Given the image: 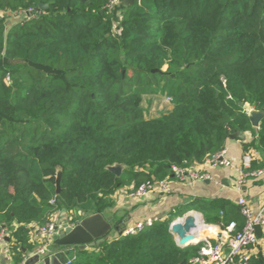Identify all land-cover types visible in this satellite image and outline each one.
Masks as SVG:
<instances>
[{"label": "trees", "instance_id": "trees-1", "mask_svg": "<svg viewBox=\"0 0 264 264\" xmlns=\"http://www.w3.org/2000/svg\"><path fill=\"white\" fill-rule=\"evenodd\" d=\"M109 2L0 0V224L17 264L38 244L35 227L59 213L77 224L104 215L117 190L172 180L174 166L206 164L232 136L251 132L246 149L264 152V115L254 127L247 112L264 113V0ZM159 95L172 105L147 119L142 101ZM194 206L184 214L244 227L225 200ZM182 216L76 248L72 264H189L203 244L178 246L170 227Z\"/></svg>", "mask_w": 264, "mask_h": 264}, {"label": "crops", "instance_id": "crops-1", "mask_svg": "<svg viewBox=\"0 0 264 264\" xmlns=\"http://www.w3.org/2000/svg\"><path fill=\"white\" fill-rule=\"evenodd\" d=\"M253 138V134L251 132H247L236 135L228 142L226 148L229 150L230 158L237 166H240L243 163V158L245 155H251L253 157L252 165H264L263 151H260L254 147H249L246 149V146H249L253 142ZM197 166L200 170L211 174L214 180L210 182L199 181L181 184L172 179L171 186L173 193L171 195L162 196L155 193L148 199L141 201L132 200L129 198V188H121L114 194V207L106 212L104 216L114 226L120 225L121 232H124L129 226L138 222H143L149 219L156 222L160 220H166L173 215L180 216L177 214L179 211L189 209V207L196 209V206H194L195 203L201 200L222 199L238 207L237 200L239 198V193L237 192L235 185L237 180L236 171L230 168H212L207 164H201ZM259 169H264V167ZM243 194L254 209H260L264 204V176L255 179H249V181L243 187ZM190 213L198 215L200 214V216H202L204 226L208 227L209 232L207 231V234H205L203 237L199 235L197 230L199 227L198 223L197 228L193 232L195 238L196 236L201 237L197 241H201L203 247L207 244L217 245L219 243L225 244L228 242L230 237L228 226L230 223L207 224L204 214L196 210H191L185 214H182V217H185ZM74 217L75 216H72V214L59 213L54 217L53 221L57 223H65L67 220ZM179 218L181 217H178L177 219ZM113 230L114 236H111L110 233V239L121 236L120 231H117L116 229ZM113 230L111 232H113ZM59 234L60 232H58L56 235ZM32 239L33 241L37 242V234L35 232ZM59 250V247L53 248L49 255H53ZM247 253L251 254L252 258H258L260 253L264 254V248L260 246L251 248L247 250ZM31 254L32 252H27L25 255L28 258L26 260V264H38ZM24 258L20 263L25 261ZM0 264H17L13 258V254L12 260L9 259V255L5 246H0Z\"/></svg>", "mask_w": 264, "mask_h": 264}, {"label": "built area", "instance_id": "built-area-1", "mask_svg": "<svg viewBox=\"0 0 264 264\" xmlns=\"http://www.w3.org/2000/svg\"><path fill=\"white\" fill-rule=\"evenodd\" d=\"M122 0H110L108 4L109 9H114L121 4ZM26 14L28 19H32L38 15L39 11L31 9L29 11L22 12ZM8 81V79H7ZM255 110L247 107V112L252 116ZM253 157L251 155H245L243 163L237 166L229 156V150L227 148L221 150L217 154L213 155L206 164L212 168H230L234 169L237 173L236 189L239 193L237 205L240 209V213L244 218L245 224L241 231H237V223L232 222L228 226L229 240L227 243H219L217 245L207 244L204 246L200 255L189 261V264H250L252 256L247 253L248 249L255 247L264 248V204L258 210L254 209L247 198L243 194V187L249 181V179L259 178L264 176V169L254 170L252 168ZM173 180L181 184L194 183V182H210L213 181L211 174L204 172L194 165L191 168L174 166L172 168ZM160 194L162 196H169L173 193L171 186V179H165L162 181H147L140 184L138 187H133L129 192V198L132 200H146L153 194ZM184 217L176 219L182 221ZM67 220L65 223H57L50 221L49 223L35 227V233L37 234V246L33 250L31 256L47 257L51 253V246L54 244V236L58 232H63L66 228H75L78 224ZM154 221L151 219L138 222L129 226L124 232V236H134L146 228L151 227ZM172 223V224H173ZM204 224V222H203ZM257 227H261L262 236L257 233ZM10 230L8 227L0 224V246H5L9 255V259L12 260V253L10 248ZM20 264H26L27 257L24 258ZM76 261V255L68 260L67 264H72Z\"/></svg>", "mask_w": 264, "mask_h": 264}, {"label": "water", "instance_id": "water-1", "mask_svg": "<svg viewBox=\"0 0 264 264\" xmlns=\"http://www.w3.org/2000/svg\"><path fill=\"white\" fill-rule=\"evenodd\" d=\"M134 1L135 0H123L122 5L128 6ZM47 8V5L42 4L38 11ZM263 115V112H253L251 119L254 127H259ZM125 168V165L120 164L108 167L117 177L121 176ZM61 178L62 169L58 168L56 180L57 195L61 192ZM120 227V225L114 226L103 214L88 216L75 228L68 227L58 235L57 246L60 250L57 253L48 255L45 258L34 256V259L38 264H67L68 260L75 256L76 248L85 250L90 247H99L105 241L110 240L109 235L113 229L120 231V235L122 236L123 232H121ZM196 228L197 223L194 217L185 216L182 221L173 223L170 227V231L176 237L178 246L186 248L201 243V241H195L193 232ZM257 233L260 237L262 236L261 227H257Z\"/></svg>", "mask_w": 264, "mask_h": 264}, {"label": "rangeland", "instance_id": "rangeland-1", "mask_svg": "<svg viewBox=\"0 0 264 264\" xmlns=\"http://www.w3.org/2000/svg\"><path fill=\"white\" fill-rule=\"evenodd\" d=\"M122 2H123V0H122ZM14 16H12V19H10V21L12 20V22H10V23L19 22V21H22V20L27 18L26 14H24V13L18 14L15 17ZM164 70H166V68ZM171 105H172V102H171L169 97L159 95V96H146V97H144L142 104H141V107L144 110L146 118L150 119V118H156V117L161 116L165 111L170 109ZM186 210L187 209L181 210L177 214L182 215V214H184V212ZM113 233H114V230H113V232H111V236H114ZM57 237H58V235H55L53 237L54 238V244L51 246V248H52L51 250H53V248H54V245L57 241Z\"/></svg>", "mask_w": 264, "mask_h": 264}, {"label": "bare ground", "instance_id": "bare-ground-1", "mask_svg": "<svg viewBox=\"0 0 264 264\" xmlns=\"http://www.w3.org/2000/svg\"><path fill=\"white\" fill-rule=\"evenodd\" d=\"M187 216L194 217L195 222L199 224V227L197 228V230L199 232V235H201V237H203L205 234H207L208 227L204 226L202 216H200V214L198 215V214L190 213ZM201 237L196 236L195 241H197Z\"/></svg>", "mask_w": 264, "mask_h": 264}]
</instances>
